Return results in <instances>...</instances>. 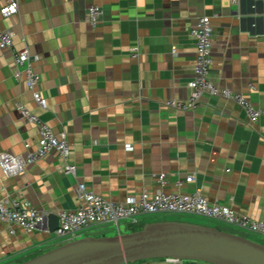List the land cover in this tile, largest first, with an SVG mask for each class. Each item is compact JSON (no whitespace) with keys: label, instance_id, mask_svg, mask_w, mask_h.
I'll return each mask as SVG.
<instances>
[{"label":"crops","instance_id":"1","mask_svg":"<svg viewBox=\"0 0 264 264\" xmlns=\"http://www.w3.org/2000/svg\"><path fill=\"white\" fill-rule=\"evenodd\" d=\"M91 5L103 10L96 27L85 19ZM205 15L213 27L210 77L244 94L261 111L256 123L238 103L208 94L194 109L165 105L189 97L190 30ZM5 29L13 49H0V152L23 153L24 142L34 147L37 129L21 117V103L64 132L71 153L64 160L51 151L14 176L0 170V200L19 198L57 215L81 205L79 183L112 202L144 190H199L210 202L264 220V0H18L15 14H0ZM24 48L39 57L33 68L45 109L24 78L14 77L13 52ZM66 163L76 166L74 175L64 173ZM56 239L41 226L25 232L0 221V264L34 257L59 245Z\"/></svg>","mask_w":264,"mask_h":264},{"label":"built area","instance_id":"2","mask_svg":"<svg viewBox=\"0 0 264 264\" xmlns=\"http://www.w3.org/2000/svg\"><path fill=\"white\" fill-rule=\"evenodd\" d=\"M239 2L240 0H231ZM18 11V0H5L0 8L2 17H8ZM103 10L99 5L87 8L86 21L91 27H96L101 20ZM213 27L209 16H200L196 20L190 34L195 43V61L193 74L188 82L189 97L185 100L168 99L165 105L179 110L194 109L203 94L220 97L238 103L245 110L251 123H256L261 111L241 92L228 87L217 85L210 77L212 65L211 37ZM0 49H13V33L9 29L0 30ZM130 56H138L137 47L130 48ZM37 55H30L26 48L13 52V61L16 67L14 77L24 78L27 89L31 92L34 103L42 109L47 107V100L37 88L38 74L33 63L38 61ZM248 89L255 91L256 85L248 84ZM18 111L26 122L34 124L37 137L34 147L30 142H24V152L13 154L0 152V170L4 176H14L23 172L26 167L42 158L49 152L55 151L64 160H68L71 146L64 132L56 133L46 121L41 119L24 104H18ZM132 150L133 146H127ZM65 174L74 175L76 166L66 163L63 168ZM159 181L164 182L165 174L158 175ZM194 179L191 174L185 178L186 182ZM181 185V183H178ZM81 205L75 209L62 210L58 216V227L51 234L62 238L63 242L75 240L84 236L88 229L95 226L111 224L120 233V221L136 223L140 217L155 213H182L198 215L217 220L235 228L264 236V220H255L246 214L234 210L231 206L210 202L199 190L189 193L168 192L158 189L153 192L142 191L138 196H131L122 202H112L79 183L75 190ZM48 214L40 211L19 198H3L0 200V221L11 223L25 232L35 230ZM129 264V263H128ZM149 264H184L183 260L165 258L151 261Z\"/></svg>","mask_w":264,"mask_h":264},{"label":"water","instance_id":"3","mask_svg":"<svg viewBox=\"0 0 264 264\" xmlns=\"http://www.w3.org/2000/svg\"><path fill=\"white\" fill-rule=\"evenodd\" d=\"M38 226L52 233L58 227V216L50 213ZM165 258L264 264V244L211 226L153 221L131 232L66 241L18 264H128Z\"/></svg>","mask_w":264,"mask_h":264},{"label":"rangeland","instance_id":"4","mask_svg":"<svg viewBox=\"0 0 264 264\" xmlns=\"http://www.w3.org/2000/svg\"><path fill=\"white\" fill-rule=\"evenodd\" d=\"M153 221H184V222H190V223L200 224V225H204V226H211V227H215V228L220 229V230H224V231H228L231 233H235L238 235L245 236L251 240H254V241H257L259 243L264 244V236H261L259 234L252 233V232L245 231V230H241V229L235 228L231 225L217 221V220L209 219V218L198 216V215H190V214H182V213H155V214H150V215H146L143 220H141L139 218V220L134 224H131L127 221H120L119 222L120 223V233H126V232H131L134 230L141 229L145 223L153 222ZM102 227H104L106 229L104 231L95 233V235L101 234L99 236H110V235L117 234L115 228L113 226H111V224H106V225H103ZM84 236H88V235H86V233H85ZM92 236H94V235H92ZM56 241H60V244H61L63 239L57 238ZM154 260H158V259H151L148 261H154ZM183 262H184V264H210L207 262L190 261V260H183ZM129 264H131V263H129Z\"/></svg>","mask_w":264,"mask_h":264},{"label":"trees","instance_id":"5","mask_svg":"<svg viewBox=\"0 0 264 264\" xmlns=\"http://www.w3.org/2000/svg\"><path fill=\"white\" fill-rule=\"evenodd\" d=\"M135 231V230H134ZM140 262V261H139Z\"/></svg>","mask_w":264,"mask_h":264}]
</instances>
